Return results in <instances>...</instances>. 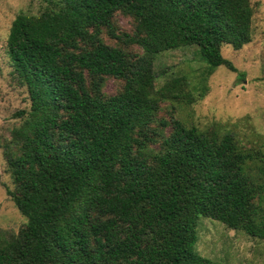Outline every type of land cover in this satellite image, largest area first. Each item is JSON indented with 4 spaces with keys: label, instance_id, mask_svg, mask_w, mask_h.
<instances>
[{
    "label": "trees",
    "instance_id": "obj_1",
    "mask_svg": "<svg viewBox=\"0 0 264 264\" xmlns=\"http://www.w3.org/2000/svg\"><path fill=\"white\" fill-rule=\"evenodd\" d=\"M45 1L7 38L30 98L5 149L27 222L0 234V264H224L198 251L202 216L264 239V146L219 123L159 119L162 102L195 95L185 76L157 87L155 70L160 54L197 45L211 68L238 71L221 49L251 42V0ZM109 76L124 82L115 94Z\"/></svg>",
    "mask_w": 264,
    "mask_h": 264
},
{
    "label": "rangeland",
    "instance_id": "obj_2",
    "mask_svg": "<svg viewBox=\"0 0 264 264\" xmlns=\"http://www.w3.org/2000/svg\"><path fill=\"white\" fill-rule=\"evenodd\" d=\"M254 7L251 42L240 49L223 44L222 54L238 71L221 65L211 68L197 45L184 46L160 54L155 62L157 87L176 76H185L195 95L192 104L161 103L159 119H180L189 125L207 127L219 123L234 129L247 144L264 146V0H251ZM47 8L45 0H0V234L15 235L27 219L17 208L8 189L15 184L5 149L12 130L19 126L30 109L25 86L12 78L7 38L15 17L20 13L38 15ZM114 21L119 30L133 33L136 19L117 11ZM104 41L111 46L142 52L137 45H123L106 33ZM244 73L241 78L239 73ZM123 80L109 76L103 91L115 94ZM171 128L169 125L166 130ZM198 251L224 264H264V239L242 230L227 227L218 220L200 217L197 227Z\"/></svg>",
    "mask_w": 264,
    "mask_h": 264
}]
</instances>
